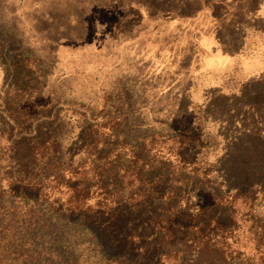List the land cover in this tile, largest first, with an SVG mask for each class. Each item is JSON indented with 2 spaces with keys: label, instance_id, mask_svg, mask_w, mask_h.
<instances>
[{
  "label": "rangeland",
  "instance_id": "374dc122",
  "mask_svg": "<svg viewBox=\"0 0 264 264\" xmlns=\"http://www.w3.org/2000/svg\"><path fill=\"white\" fill-rule=\"evenodd\" d=\"M3 86L30 113L0 112V264H128L64 205L96 182L71 147L84 121L172 162L157 190L176 205L149 212L177 209L163 264H264V0H0ZM132 172L117 174L127 206Z\"/></svg>",
  "mask_w": 264,
  "mask_h": 264
},
{
  "label": "trees",
  "instance_id": "16d2710c",
  "mask_svg": "<svg viewBox=\"0 0 264 264\" xmlns=\"http://www.w3.org/2000/svg\"><path fill=\"white\" fill-rule=\"evenodd\" d=\"M34 87L35 85L28 82L19 89L29 91V93H25L26 96H29L30 90H34ZM4 89V86L0 88V98L4 96ZM6 96H12L11 92H8ZM10 100L11 98H3V102L2 100L0 101V112L13 114L17 110L19 111L23 105L22 109L24 107L25 109L21 111H24V114L30 113L27 105L29 98H26L25 102L22 103V99L20 101V98L17 97L12 105H9ZM54 109H56V106L50 105L45 112H50ZM106 113L108 114V112ZM41 115L39 113L35 117L39 118ZM9 117L7 118L9 119ZM55 120L56 118L51 122L44 120L46 125L43 127H41V124L44 122L37 121V134L31 139L41 138L45 134L43 128L49 130ZM79 128L80 132L76 135L77 140L74 139L71 142V147H76L74 144L81 141V150L79 152L91 155V158H89V163L92 164L90 169L93 170L96 182L90 181L89 185H84L80 189L72 186L71 190H69L70 199H66L64 204L66 210L69 211V215L81 216L92 226H95L97 228L96 231H99L104 236L105 241L113 246V252L120 253V256L124 257L128 264H163L161 262L163 253H161L158 243L165 241L167 234L171 233L173 228L172 221L175 217L173 215L177 212V209L173 208L171 210V218L161 214L164 219L162 222L150 218L149 212L156 210L155 204L158 203V206L164 209L176 205L175 200L179 195L178 190H173L172 187L161 194L157 190V188L165 186L166 183L169 185L172 181H176V176L171 174L172 162L168 159L153 160L148 154L149 148L146 141L127 146L125 139H115L111 142L109 140L110 137L98 138L94 124L88 121H84ZM25 137L26 135H22L21 140H24ZM98 139H101V141H98ZM188 139L189 137L185 138L184 147L187 146L186 141ZM99 143L102 146H99ZM118 144L125 149L126 157H122V153L116 152L112 158H109V155H112ZM177 155L182 159V154L178 153ZM132 171H135V177L142 184L129 193L130 197L127 199L130 202L127 206L125 204L127 202L126 198H121L120 195L122 186H117L120 185L117 174L120 172L125 174ZM109 185L117 186L114 193L107 190ZM88 186H96L97 190H99L98 195L102 196L91 202L88 199L90 195ZM156 196L159 199L154 202L153 200ZM163 231L167 233H163ZM94 234L98 235L96 232ZM200 250L201 248L198 249V252ZM136 256H143L144 261L140 263L135 260ZM162 256L165 257V253Z\"/></svg>",
  "mask_w": 264,
  "mask_h": 264
},
{
  "label": "crops",
  "instance_id": "0c3cea01",
  "mask_svg": "<svg viewBox=\"0 0 264 264\" xmlns=\"http://www.w3.org/2000/svg\"><path fill=\"white\" fill-rule=\"evenodd\" d=\"M224 54H228V53H222V55H224ZM238 58H239V56H238Z\"/></svg>",
  "mask_w": 264,
  "mask_h": 264
}]
</instances>
